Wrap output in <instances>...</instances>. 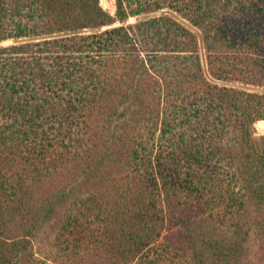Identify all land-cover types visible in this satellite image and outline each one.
Instances as JSON below:
<instances>
[{
	"label": "trees",
	"instance_id": "1",
	"mask_svg": "<svg viewBox=\"0 0 264 264\" xmlns=\"http://www.w3.org/2000/svg\"><path fill=\"white\" fill-rule=\"evenodd\" d=\"M242 87L264 90V0H0V264H45L58 220L72 264H155L167 226L264 217V93Z\"/></svg>",
	"mask_w": 264,
	"mask_h": 264
},
{
	"label": "rangeland",
	"instance_id": "2",
	"mask_svg": "<svg viewBox=\"0 0 264 264\" xmlns=\"http://www.w3.org/2000/svg\"><path fill=\"white\" fill-rule=\"evenodd\" d=\"M100 3L106 11L112 15L115 14L116 0H100ZM144 16L130 18L128 23H136L139 20L146 19L142 18ZM198 34L201 41V35L200 33ZM18 42L19 41L11 40L4 42L3 45L7 46ZM202 58L203 64L206 65L205 56L203 55ZM242 88L247 90L246 88L249 87ZM248 91H250V89H248ZM257 124L255 126L257 135H264V127L261 128ZM45 199L46 198H43L42 195H33V200L37 204ZM243 218L246 221L240 222L243 226L240 230L238 228L230 227V225H227L224 228L223 226H219L216 230L209 229V234L206 237V240L208 241L206 242H201L199 240L200 238L195 241L196 236L191 230L186 232L181 227L167 226L159 247L153 249L151 247L147 249L146 252H148V250L151 251V258L153 261L157 257L155 254L162 251L166 252V261H154L155 264H264V226H261V224L264 223V221H261L264 217L263 215H254L252 213L250 217ZM253 218H257L258 222L261 221L260 224H258L259 227L257 226L258 228L256 227L258 222L256 223ZM80 221L84 223V226L81 229L84 233L79 235V232H77V239L78 237H88V232L86 233V230H84L86 227L87 229H95V226L91 225V220L88 221L84 219ZM54 223L56 224L55 227L46 226L41 231L43 236L50 237L51 242H47L44 245L41 243L37 244L33 249V257L37 261L46 262L45 264H72L68 261V251L65 250L67 249V244L64 245L65 241L69 240L68 232L66 230H60V220ZM239 236L240 238L238 239ZM71 239L73 238L71 237ZM226 253L228 255H224ZM112 261L113 260L110 256L99 254L92 255L91 257H88L87 255L83 259L78 258L75 264H112Z\"/></svg>",
	"mask_w": 264,
	"mask_h": 264
},
{
	"label": "water",
	"instance_id": "3",
	"mask_svg": "<svg viewBox=\"0 0 264 264\" xmlns=\"http://www.w3.org/2000/svg\"><path fill=\"white\" fill-rule=\"evenodd\" d=\"M163 13H169V14H171V12H169V11H161V12H157V13H153V14H150V15H146V16H144V17H142V18H150V17H155V16H160L161 14H163ZM141 18V19H142ZM180 20V19H179ZM187 24V23H186ZM188 25V24H187ZM188 27H190L189 25H188ZM192 30H194V31H196V29H194V28H192V27H190ZM91 30H89V31H84V32H90ZM197 32V31H196ZM199 33V32H198ZM247 90L248 89H250V91H253V92H259V93H264V90L263 89H257V88H246Z\"/></svg>",
	"mask_w": 264,
	"mask_h": 264
},
{
	"label": "bare ground",
	"instance_id": "4",
	"mask_svg": "<svg viewBox=\"0 0 264 264\" xmlns=\"http://www.w3.org/2000/svg\"><path fill=\"white\" fill-rule=\"evenodd\" d=\"M257 125H259L261 128H263L264 127V121H259Z\"/></svg>",
	"mask_w": 264,
	"mask_h": 264
}]
</instances>
